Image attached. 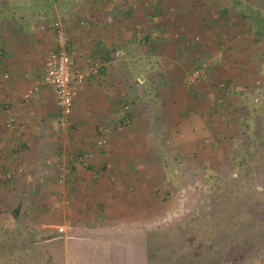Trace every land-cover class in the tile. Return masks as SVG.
Masks as SVG:
<instances>
[{
  "label": "crops",
  "instance_id": "0c3cea01",
  "mask_svg": "<svg viewBox=\"0 0 264 264\" xmlns=\"http://www.w3.org/2000/svg\"><path fill=\"white\" fill-rule=\"evenodd\" d=\"M50 11L55 15L61 11L69 13L66 18H71L69 34L76 64L84 70L89 67V62L91 64L90 60L105 61V68L99 75L75 86V132L65 134L59 126V108L52 88L39 84L30 99L23 98L41 80L46 59L55 48L56 37L51 26L59 15L50 19L47 10H34L29 15L33 25L25 33L17 35L18 27L16 23L12 24L20 42L11 44L1 35L4 45H0L4 49L0 47V144L5 146L0 147L3 149L0 159L9 166H26L25 174L13 175L15 178L11 183V188L16 186L24 192L18 202L23 203V215L17 223L22 225L24 221L27 224L21 226L24 231L40 232L59 241V246L55 244L61 252L63 250V264H124L126 253L129 257L141 254L140 240L149 231L144 230L143 234L142 228L154 226L159 220L168 221L180 213L166 211L167 207H173V198L182 194L184 188L166 200L158 197V188H163L166 194L172 190L173 183L167 178L168 169L144 164L145 155L159 154L157 147L151 146L145 151L147 148L142 144L146 139L151 142L177 141L179 136L194 134L185 131L182 124L186 110L183 107L187 104L177 96H181L179 92L184 89L185 82L182 90L178 88L181 83L176 82L182 81L179 79L181 69L173 68L178 63L183 67L185 60L178 61V55L176 58L168 56L170 50L165 51V47L172 42H161L159 38L144 47L147 61L143 60V55L134 56L125 63L116 58L115 51L119 46H133V50L138 47L139 31L126 35L125 28L132 23V26L137 25L136 20H132L139 10H95L90 7L80 9L79 15L74 17L77 10ZM109 17L114 22L111 18L106 22ZM82 18L89 25L84 31L79 26ZM151 51H155V55ZM161 51L162 54L156 55ZM180 54L183 56V52ZM141 61L146 64L141 66ZM172 62L175 65L172 66ZM142 69L153 70V74L161 79L156 86L150 84L145 85L149 89H138L137 81L143 83L145 80ZM142 91L149 96L148 103H145V96L140 98ZM172 94L177 97L173 105L167 98ZM128 99L135 102L138 110L137 113L134 109L132 128L123 127L129 135H124V129L117 130L107 147L97 148L98 127L102 122L117 124L119 110L129 102ZM4 106L7 108L5 116ZM180 123L182 126L178 127ZM151 131L153 135L146 136ZM181 149L183 147L178 151ZM86 153L92 154L91 162L79 164L77 159ZM181 155L185 156L183 152ZM48 157L69 163L75 174L74 181L59 184L56 169L46 166ZM95 171L100 174L97 179L94 178ZM171 176L174 180L173 172ZM61 227L63 232L59 231Z\"/></svg>",
  "mask_w": 264,
  "mask_h": 264
},
{
  "label": "rangeland",
  "instance_id": "374dc122",
  "mask_svg": "<svg viewBox=\"0 0 264 264\" xmlns=\"http://www.w3.org/2000/svg\"><path fill=\"white\" fill-rule=\"evenodd\" d=\"M71 2L75 3L76 6L70 9L68 4ZM15 3L19 6L29 3L30 5H27L29 10H77V13H74L72 17L79 15L80 9L87 10L90 7L95 10H139L138 14L134 15V20H132H136L135 24L137 25L132 26L133 23L130 24L128 29L125 28V33L129 35L131 32L136 33L137 31L138 33L139 31L138 35L141 43L134 50L132 49L133 46H119L118 50L115 51L116 58L124 63L140 55H143V60L147 61V53L144 51V47L147 45L144 44L145 41L143 40L146 32L153 34L155 39L159 38L161 42H172L171 45L167 44V47H165V51L170 50V54L167 52V55H174L175 58L178 55V61L185 60L183 67L179 63L173 66L174 63L172 62L173 68L181 69L180 74L182 76L179 79L182 81L176 82V84L181 83L178 88L182 90L185 82L184 89L179 92L181 96H177L184 99L185 105L187 104L183 107L186 110H184L182 124L185 125V131L194 134H189L186 137L179 136L177 141L168 140L163 142L161 140L151 142V140L146 139V142L142 144L143 148H147L145 151H148L151 146L157 147V154H159L152 156L148 153L142 159L144 164L157 169H168L167 178L170 179V183H173L172 190L176 186V182L171 178L172 172L173 177L179 176L178 184L180 188H184L182 194L180 192L176 196L174 195V205L172 208L167 207L166 211V213H170L171 210L180 212L179 216L169 218L170 220L164 222L159 220L154 226L142 228V232L144 234V230L152 231L154 228L164 230L168 226L172 227L175 232L184 228L185 232L180 234L182 230H179L177 234L181 235L183 239L192 240L191 242L196 241L194 243L203 253L202 256L205 259L214 260L217 264H264V164H260L258 169L253 170L250 167L248 168L249 171H242L238 184L228 190L226 180L230 177L229 174L232 170L229 169L230 164L225 162L227 156L232 158L234 151L243 152L242 145L238 141L246 139L251 131L247 130L241 122L252 121L254 109L261 106V96H264V36L261 37L260 43L256 42L254 34L237 31V27L235 25L229 26V23L221 15L222 10L227 8L231 13V20H236L233 24L239 22L246 25L248 29L251 27L261 28L264 31V0H125V3H119V0H62L61 3L56 0H0V10H9L10 6ZM191 5L192 8L189 9ZM161 6H163L161 10H164L163 17L158 15L156 18H152L154 8ZM189 10H192V12H189ZM241 12L247 16L244 21L241 18L243 16ZM68 14L61 11L58 18L68 22L71 20V18H66ZM47 15L50 19H56V16H58L55 13ZM110 18L114 22L112 17L107 18L106 22H109ZM85 23L83 25L84 29L82 28L81 31L89 26L87 22ZM70 28L71 22L69 30ZM153 28L155 32L151 31ZM9 29L11 31L8 34L2 32V37L6 36L11 44L20 42L21 39L17 40L11 24ZM2 37H0V41L3 43ZM118 52H126V54L117 56ZM182 52L183 56L180 54ZM151 53L155 55L156 52L151 51ZM160 53L162 54V51L156 55ZM211 56L215 58V64L208 70L209 80L199 83L197 86L189 85L193 70L200 66L203 59ZM90 61L93 62V60ZM144 61H141V66L146 64ZM142 70V76H145V80L143 83L137 81L138 89L150 84L156 86L161 80L153 74V70ZM221 84L225 85L226 90L229 89L228 94L221 89ZM145 88L149 89L148 86ZM245 89L246 93L243 95ZM247 89H250L253 93H250ZM143 91L140 98L145 96L144 99H147L145 103H148L150 98ZM194 94H197L198 97ZM127 96L129 97V95ZM175 97L173 94L167 97L171 105L174 104ZM227 97L232 100L230 104L226 101ZM239 104H245L246 111L249 113L242 114L243 111L237 108ZM127 106L129 107L127 114L129 112L134 114V109L138 113L133 100L132 102L129 100ZM4 109L3 114L5 116L7 115V108L4 106ZM234 110L236 111L234 112ZM121 111L122 107L119 110V118ZM253 120L255 127L261 126L262 122H257L256 119ZM174 121L170 122L171 126L174 125ZM177 125L178 127L182 126L181 123ZM132 126L133 121H131L130 126L126 125V128H132ZM227 128H232V130ZM233 131H235L234 136L227 138V133ZM124 135H129V132ZM151 135H153V131L149 135L146 134V136ZM177 135H179V132ZM1 146L4 147L5 145L0 144ZM181 147H183L182 151H178ZM1 150L3 149L0 148V153ZM182 152L185 156L181 155ZM128 156H126L127 159H129ZM48 158L52 159V157ZM23 165L9 166L4 159H0V211H7L5 214L0 213V231L2 228L11 226L18 229L24 224L23 221L22 225H17V223L13 225L15 219L12 218V212L18 207V202L23 197L20 194H24V192L16 186L13 187L14 189L11 188L10 183L7 186L4 180V175L9 172H13L16 177L17 174L23 176L26 168ZM20 168L23 169L22 172L19 171ZM212 176L220 178L218 183L221 185L222 192L216 193L211 188L208 180ZM188 189L190 193H188ZM230 189L234 192H230ZM158 192L159 198L167 197L163 193V188H158ZM251 192H259L260 194V197L257 198L259 200L256 201V203L258 202L257 207L255 204H250L245 208L242 204H239L241 196L245 194L253 196L254 193ZM225 193L229 194L227 198L222 196L223 194L225 196ZM193 204H195L197 213L190 210ZM243 204L245 205V203ZM211 206H213L212 218L208 216L202 221V213L205 211L206 214L207 207ZM258 209L259 211H257ZM161 212L163 213V211ZM191 219H193V222H190ZM181 223L182 226L178 225ZM24 225L27 226V224ZM21 228L22 230L25 229ZM31 234V237H35L33 233ZM177 234H175V238L178 236ZM168 235L173 237V232ZM184 244L188 245V242ZM47 247L42 246L38 250L35 248V251H38L39 254L32 253L29 255L31 261L37 257L39 264H42L41 261H49L50 256L46 254ZM54 250L56 251V249ZM12 259L14 260V257L8 255L6 258V255H4L0 259V264H11L10 260ZM23 259L28 261L29 257L26 258L23 255ZM155 263L164 264L165 262L164 259H157V255H155L151 264Z\"/></svg>",
  "mask_w": 264,
  "mask_h": 264
},
{
  "label": "trees",
  "instance_id": "16d2710c",
  "mask_svg": "<svg viewBox=\"0 0 264 264\" xmlns=\"http://www.w3.org/2000/svg\"><path fill=\"white\" fill-rule=\"evenodd\" d=\"M56 1H58V3L62 2V0H56ZM76 3H77V1H76ZM27 5H30V4L24 3L23 5L19 6L17 3H15L12 6H10L9 10H2V9L0 10V37H1V35H3L2 32L5 33V32L11 31L9 29V26H10V24L12 25L13 23H16V25L18 27V30L16 32L17 35L22 34V32L25 33L27 28L31 29V27L33 25L32 24V17H29V15L34 10H29ZM68 5H69L70 9L74 6H76V4L72 3V2L69 3ZM190 8H192V5H191V7H189V9ZM161 9H163V6L158 7V8L155 7L153 10L154 13H152L153 17L152 16L151 17L156 18V16H158V15L162 16L164 10H161ZM49 11L50 10H47V12H49ZM171 11H173V10H171ZM241 14H243V16H241V18L244 21L247 16H245V14L243 12H241ZM221 15L223 16V19H225L226 22L229 23V26L235 25L237 27V31H240L242 33H243V31L245 33L251 32L252 34H254L256 36L255 37L256 40L255 39L254 40L256 42L260 43L261 37L264 36V33H263L264 31L261 28L255 29V28L251 27L250 29H248V28H246V25H242L239 22L233 24V22H235L236 20L235 19L231 20V18H230L231 13L229 12V10L227 8L222 10ZM79 22H86V20L84 18H82V19H79ZM4 26H6V28ZM28 26H30V27H28ZM153 39H155V36L153 34H150L149 32H146V35H144V38H143V40L145 41L144 44L148 45L150 42H153ZM156 39H158V38H156ZM0 43H2V42H0ZM139 43H141V41ZM2 44L4 45V43H2ZM3 45H0V47L2 46L4 49ZM70 45H71L70 51H72L73 48H72L71 39H70ZM146 45H143V46H146ZM104 64H105V61H104ZM75 68L78 70H83V68H81L79 65H77L76 62H75ZM104 68H105V65L102 67L100 73L102 72V70ZM247 91H249L250 93H253L250 89H247ZM245 93H246V89H245V92H243V95ZM194 95H197V94H194ZM197 97H198V95H197ZM226 101L230 104L232 100H230V98L227 97ZM127 105H128V103L123 105L122 109ZM230 107H232V106H230ZM245 107H246L245 104H243V105L239 104L237 106V108H239L240 110L243 111L242 114H244V113L248 114L249 112L246 111ZM235 111L236 110H234V112ZM234 112H233V114H234ZM132 115H133L132 112L128 113V117H130L131 121H133ZM253 119H256L257 122H259V121L262 122L261 126L255 127ZM241 123H243L245 128L247 130H250L251 132H250V134H248V137L246 139H244L242 141L241 140L238 141L242 145L241 147H242L243 152L234 151L235 153L233 154L232 158H229L228 156L225 158V162L230 164L229 169L232 170L231 173L229 174L230 177L227 178V180H226V183H227L226 185L228 186V190H229V188L235 187L238 184V182L241 179V177H239V176H242V171H244V170L249 171L248 168H250V167H252L253 170L258 169L260 164H264V151H263L264 150V96H261V106L256 107L253 111L252 121L250 120L249 122L246 121V122H241ZM123 127L125 128L126 125H124ZM227 129L232 130V128H227ZM234 134H235V131H233L231 133H227V135H228L227 138H232L234 136ZM178 177L174 178V182H176L175 188L173 190H171V189L168 190V192L166 193L167 197L164 200L170 198L171 196L175 195L178 191H180V186L178 184V180H179ZM14 178L15 177L13 176L9 179H4L6 181V185L8 186L9 183L11 184L13 182ZM219 179L220 178H218V177L212 176V178H209V180H208V183L211 184V188H213L214 191H216V193L222 192L221 191V185L218 183ZM231 191L234 192V190L230 189V192ZM188 193H190L189 189H188ZM251 193H254L253 196H249V194L248 195L245 194V195L241 196V202L239 204H242L245 208L250 206V204H255V206L257 207L258 202L256 203V201L259 200L257 198L260 197V194H259V192H251ZM217 195L219 197L223 196V198H227V196L229 194L225 193V196H224V194L222 196H220V194H217ZM243 203H245V205ZM22 204L20 203L18 205V207L12 212V218L15 219L16 223L18 222V219H19L20 215L22 214V208H23ZM190 210L193 212H196L195 204H193V207H191ZM206 210H207L206 214H205V211L202 213V215H203V216H201L202 221L204 220L205 217L209 216L210 218H212V216H213V213L211 212V211H213V206H211L209 208L207 207ZM257 211H259V209ZM6 212L7 211H0V213H3V214H5ZM204 214H205V216H204ZM187 220H188V218H187ZM192 220L193 219H191L190 222H193ZM16 223H14V224H16ZM17 225H20V224L17 223ZM178 225L182 226V223L178 224ZM200 225H202V224H200ZM179 230H182L180 234H182V232H185L184 228L178 229L175 232V230L170 226L166 227L164 230H162V228H160V229L154 228L151 232H150V230L146 231V233L144 235L145 236L147 235V236L146 237L144 236V238H141V240H140L141 241L140 244L143 245V249H142L141 254L129 257V254L126 253L124 255V258H125L124 264H151L152 259L154 261L155 255H157V259H164V262L166 264H168V263H172V264H217V263H215L214 260L203 258V256H202L203 253L200 251V249H198V247L194 243L196 241L191 242L192 240H187L186 238L183 239L181 235L177 234V233H179L178 232ZM172 232H173V237H170V235H168V234H170ZM31 233H33V235L35 237H31L32 236ZM36 233H37L36 231L35 232L24 231V230H22L21 226L18 229H14L11 227L2 228L0 231V259L4 255H6V258L9 255L10 257H14V260L13 259L10 260L11 264H31L32 262H33V264H39V261H37L38 257L35 258L33 261H31L32 259L29 255H31L32 253L36 254V255L39 254L38 251H35L36 250L35 248H37V250H38V248H40L42 246H48L47 247L48 250H47L46 254L50 256L49 257L50 259H49V261L48 260L44 261V262L41 261L42 264H44V263L45 264H63L64 263L63 250L61 252V250L56 248L58 245L57 242H59V241H57L56 239L52 240L51 236L48 238V236L46 237L44 234H41L40 232H39L40 234L37 233L39 235V237L37 238ZM201 233H204V232H201ZM175 234L178 235L176 238H175ZM49 239H51V240H49ZM186 242H188V245L184 244ZM154 248H155V251H154ZM54 249H56V251ZM23 255H25L26 258L29 257L28 261H25L23 259ZM58 258H60V259H58ZM155 264H160V263H155Z\"/></svg>",
  "mask_w": 264,
  "mask_h": 264
},
{
  "label": "built area",
  "instance_id": "2783aa9c",
  "mask_svg": "<svg viewBox=\"0 0 264 264\" xmlns=\"http://www.w3.org/2000/svg\"><path fill=\"white\" fill-rule=\"evenodd\" d=\"M121 2L125 3V0H119V3ZM85 24V22H80L79 25L83 27ZM51 27L55 32L56 37L55 48L49 53L46 59L45 70L41 80L30 88L23 98L30 99L38 89L39 84L52 88L59 108V126L65 134L72 135L75 132L73 126V113L75 108V98L77 95L75 86L82 85L88 79L97 76L105 64L102 61H94L89 64V67L86 70L76 69L75 54L73 51H70V22H65L57 18L52 23ZM125 54L126 52H118L117 56H124ZM214 64L215 58L212 56L210 58L203 59L200 66L193 70L189 79V85L197 86L199 83L207 82L209 80L208 70ZM221 87L223 91L225 90V93H229V89L226 90L224 84H221ZM128 111V106H125L122 109L118 124L113 125L111 123H103L98 127V137L96 140L97 148L103 149L107 147L116 130H121L124 125L130 126L131 119L128 117ZM10 122H13V119H11ZM8 126L12 128L10 123ZM92 158V154L86 153L80 156L77 159V162L79 164L89 163ZM46 166L48 168L52 167L56 169L57 180L61 185H67L75 179L73 168L69 165V163L62 162V160H57L56 162L53 159L48 158ZM19 171L22 172L23 169L20 168ZM13 175V172H9L4 175V179H9L13 177ZM99 175L98 171L94 172L95 179H97ZM59 231L63 232L64 228H59Z\"/></svg>",
  "mask_w": 264,
  "mask_h": 264
}]
</instances>
